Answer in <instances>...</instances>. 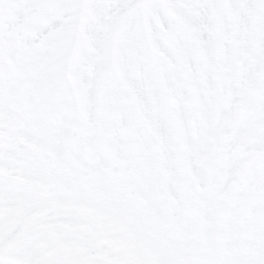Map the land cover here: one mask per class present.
I'll return each mask as SVG.
<instances>
[{"label":"clouds","instance_id":"clouds-1","mask_svg":"<svg viewBox=\"0 0 264 264\" xmlns=\"http://www.w3.org/2000/svg\"><path fill=\"white\" fill-rule=\"evenodd\" d=\"M0 17V264H264V0Z\"/></svg>","mask_w":264,"mask_h":264},{"label":"snow or ice","instance_id":"snow-or-ice-1","mask_svg":"<svg viewBox=\"0 0 264 264\" xmlns=\"http://www.w3.org/2000/svg\"><path fill=\"white\" fill-rule=\"evenodd\" d=\"M29 2H30V0H11V3L17 4V5L27 4ZM4 24H5V21H4L3 17H0V29L3 28Z\"/></svg>","mask_w":264,"mask_h":264}]
</instances>
